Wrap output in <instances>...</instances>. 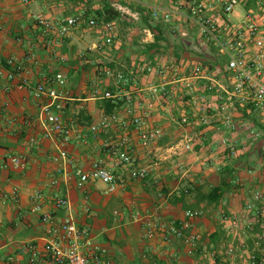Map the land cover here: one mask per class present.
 Wrapping results in <instances>:
<instances>
[{"label": "crops", "instance_id": "0c3cea01", "mask_svg": "<svg viewBox=\"0 0 264 264\" xmlns=\"http://www.w3.org/2000/svg\"><path fill=\"white\" fill-rule=\"evenodd\" d=\"M207 1L213 6L206 15L215 17L224 41L235 36L247 12L260 14L258 7L264 4L258 1L255 9H247L243 0L226 17L217 0ZM190 4L191 0H33L28 4L0 0V68L16 73L13 80L0 76V264H7L8 257L27 264L25 246L41 247L46 241L44 213L60 220L71 216L93 242L107 249L109 264H208L210 253L221 263V253L231 244L244 241L246 251L254 248L259 227L227 234L220 216H244L248 204H264V124L249 105L228 102L235 75L215 41L201 35L189 15ZM106 5L120 17L110 21L115 38L98 50L95 46L104 40L99 14ZM154 11L159 13L156 19ZM80 14L97 19L100 28L90 30L84 23L60 38L34 18L61 21ZM10 59L19 70L8 64ZM57 72L64 75L65 88L73 96L63 109L71 128V139L64 145L56 135L45 137L47 122L41 107L47 99L37 100L33 94L36 84L46 83ZM117 72L129 79L118 99L122 105L112 112L118 120L95 133L91 127L111 114L105 110L103 95L116 93ZM23 80L25 86L17 88ZM160 86L165 92L152 90ZM127 97L130 115L125 112ZM132 116L141 117L147 129L159 128L161 136L142 144ZM226 116L233 128L224 124ZM184 117L186 123L181 121ZM201 117L208 123H202ZM33 138L41 140L33 142ZM187 138L193 141L191 149L182 146ZM222 138L234 144L235 155L221 147ZM124 139L126 143L119 145ZM113 146L129 152L135 168L151 167L150 173L144 179H131L112 156ZM12 157L22 158L24 165L15 167ZM96 160L121 175L126 186L114 193H107L100 181L78 187L75 171L88 170ZM214 188L221 189L219 198L209 201ZM256 191L262 192V200L255 201ZM59 197L66 198L70 207H56ZM36 204L41 207L38 212L33 211ZM188 209L202 211L186 231L201 236L192 254L183 240L169 232L185 220Z\"/></svg>", "mask_w": 264, "mask_h": 264}, {"label": "built area", "instance_id": "2783aa9c", "mask_svg": "<svg viewBox=\"0 0 264 264\" xmlns=\"http://www.w3.org/2000/svg\"><path fill=\"white\" fill-rule=\"evenodd\" d=\"M20 1L23 4H28L33 0ZM217 2L222 5L221 14L229 17L240 4L241 0H217ZM212 6L213 4L207 0H192L189 15L199 27L201 35L215 41L227 57V69L232 71L236 78L233 90L227 94L228 102L249 105L253 111L259 114L264 124V4H260L258 7L260 14L253 11L247 12L241 27L235 29V36L225 41L218 36V23L215 17L206 15V11L212 8ZM158 14L157 11H154L153 17L155 19L158 18ZM34 18L46 30L54 31L60 38L67 35L73 28L81 26L84 23L90 27L98 25L95 19H85L82 14L68 17L61 21H50L42 15H35ZM163 18L167 20L168 15L165 14ZM1 29L0 23V31ZM101 34L104 40L101 44L95 46V49L98 50L104 45L110 44L115 38L114 24L111 22L104 23L101 26ZM8 64L14 67L15 70L20 69L19 66L15 67V63L11 59L8 61ZM199 71L200 69L197 67L193 75H198ZM4 74L8 80H13L16 73H14L13 69L8 70L6 73L0 68V76ZM115 76L117 81L116 93L107 91L103 95L104 98L111 99L114 102L122 96L124 87L129 81L120 72H117ZM25 84L26 80H23L16 86L17 88H22ZM65 85L66 79L64 75L61 72H57L46 83L41 82L36 84L33 93L37 100L47 99V102L41 107V112L47 122L45 137L56 135L60 138L62 145L71 139V128L64 121L63 109L66 103L72 100L73 96L65 88ZM4 89L7 90L9 87L6 86ZM152 90L154 92L157 90L165 92V87H155ZM125 101L127 102L125 112L127 115H130L132 112L129 107L130 98H125ZM225 108L226 105L220 107L222 110ZM201 110H204V108H201ZM117 120L118 115L111 113L104 116L98 125L92 126L91 130L96 133L100 127L106 128L111 122ZM200 120L204 124L208 123L204 117H201ZM181 121L186 123L188 120L184 117ZM223 122L228 128L234 127L233 121L229 116L224 117ZM131 123L138 128L140 141L144 145L155 141L162 134L159 128L147 129L145 122L139 116H132ZM37 140L40 141L41 139H32L33 142ZM125 143L126 140L124 139L119 145H124ZM192 144V139L187 138L182 143V146L185 149H191ZM219 144L230 155L236 154V148L229 139L222 138ZM111 154L117 157V164L123 168L131 179H144L152 170L151 167L135 168L133 156L127 151L121 152L119 147L113 146ZM62 155L71 163V159L66 154ZM10 162L15 167H22L24 165L23 159L20 157H12ZM248 172L251 173L252 171L248 170ZM75 176L77 177L76 184L78 187H83L89 182L100 181L106 185L107 193H114L117 189L126 186L125 179L104 165L101 160L93 161L88 170L77 169ZM53 183H57V180H53ZM254 199L255 201L262 200V192L256 191ZM55 205L56 207L66 209L70 207L69 201L64 197L57 198ZM40 208V205L36 204L33 207V211L38 212ZM201 214V210L188 209L184 213L185 220L180 222L178 226L174 225L169 229L172 235L185 242L188 247V254L194 253L197 249L201 236L196 233L189 234L186 231L191 226V220L201 216ZM43 218L46 222V241L41 247L33 243L25 246L29 252L27 264H39L42 261L47 264H109L107 249L93 242L88 237L87 231L79 228L71 216L60 220L50 213H44ZM220 222L224 224L227 234H231L237 229L251 232L256 226L260 228L261 232L255 236L253 242L254 248L252 250L246 251L247 245L244 241L238 244H231L221 253L224 257L223 262L216 263L214 254L210 253L208 257L211 261L208 264H264V204L261 207L248 204L244 216L238 217L234 214H222ZM237 254L240 257L238 262L236 261ZM231 259L235 260L232 261ZM17 261L16 258L8 257L7 264H16Z\"/></svg>", "mask_w": 264, "mask_h": 264}, {"label": "trees", "instance_id": "16d2710c", "mask_svg": "<svg viewBox=\"0 0 264 264\" xmlns=\"http://www.w3.org/2000/svg\"><path fill=\"white\" fill-rule=\"evenodd\" d=\"M241 1H243V0H241ZM258 1H260V3H262L264 0H247L246 1L247 2L246 3L247 4V9L248 8H252V7H255L257 5V2ZM191 4H192V0H191ZM190 5H189V8H190ZM99 17H102V22L104 24V23L110 22L112 20L118 19L120 17V13L117 10H115L112 6L106 5L104 7V9H103V12L99 14ZM95 20L98 23L97 19H95ZM147 26L148 27H151V25L148 22H147ZM122 102L123 101H119V100H117V102L116 101L114 102L111 99H105L103 101V103H104L105 110H106L107 114H110L116 108H119L122 105ZM218 191H221V189L220 188L211 189L209 191V195H214V198H212L211 196H209V197H207L208 200L209 201H216V199L219 198V195H217V192Z\"/></svg>", "mask_w": 264, "mask_h": 264}, {"label": "rangeland", "instance_id": "374dc122", "mask_svg": "<svg viewBox=\"0 0 264 264\" xmlns=\"http://www.w3.org/2000/svg\"><path fill=\"white\" fill-rule=\"evenodd\" d=\"M238 7H239V6H237V8H238ZM239 8H240V7H239ZM239 8H238V9H239ZM252 8L255 9V7H252ZM242 13H243V11H242ZM87 26H88V25H87ZM87 26H86V27H87ZM87 28H91L90 30H93V29L96 30V29H99L100 27H99V24H98V25L95 26V27H90V26H88ZM100 29H101V28H100ZM258 117L260 118V116H258Z\"/></svg>", "mask_w": 264, "mask_h": 264}]
</instances>
